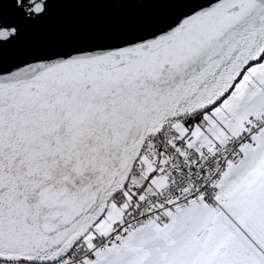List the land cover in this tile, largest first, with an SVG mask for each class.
<instances>
[{
  "label": "snow or ice",
  "instance_id": "6c2138e0",
  "mask_svg": "<svg viewBox=\"0 0 264 264\" xmlns=\"http://www.w3.org/2000/svg\"><path fill=\"white\" fill-rule=\"evenodd\" d=\"M0 264H264V0H0Z\"/></svg>",
  "mask_w": 264,
  "mask_h": 264
}]
</instances>
